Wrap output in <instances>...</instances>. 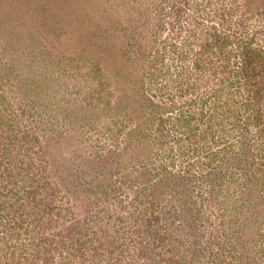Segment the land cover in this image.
<instances>
[{"label": "rangeland", "instance_id": "rangeland-1", "mask_svg": "<svg viewBox=\"0 0 264 264\" xmlns=\"http://www.w3.org/2000/svg\"><path fill=\"white\" fill-rule=\"evenodd\" d=\"M21 1L0 0V264H264V88L251 103L233 84L218 106L202 82L223 63L197 73L191 63L211 24L264 52V10L238 26L219 23L229 0ZM207 1L199 35L174 24ZM34 2L62 6L39 25ZM148 34L165 54L143 77L157 115L110 55L118 42L147 53ZM191 84L204 103L188 106ZM181 112L191 135L159 131ZM248 149V169L236 167ZM206 172L221 180L207 185Z\"/></svg>", "mask_w": 264, "mask_h": 264}, {"label": "trees", "instance_id": "trees-1", "mask_svg": "<svg viewBox=\"0 0 264 264\" xmlns=\"http://www.w3.org/2000/svg\"><path fill=\"white\" fill-rule=\"evenodd\" d=\"M175 1H174V4L176 5ZM229 1L233 3L235 7L233 9L224 7L225 10L222 13V18L225 20H220L219 21L220 25L224 24V22H229L227 21V16H228L231 19L230 22L234 20H238V26H239L240 19H245L253 15L258 16L264 10V0H229ZM36 3L37 2H34L35 7L37 6L36 7L38 10L37 12L39 13V17H38V20H40L39 25L40 24L43 25L47 23L49 19L52 20L53 18H55L57 14V9L61 10V6H62V4L61 5L55 4L54 8L50 9L49 3L48 4H42L40 2H39L40 4L39 3L36 4ZM159 3L161 4V2ZM207 3L208 1L205 4L203 2L204 7H202L201 9L200 8L195 9L197 14L191 15L193 16V18L187 15L183 11V9L178 10L177 12H175V15H174V24L177 23V19L182 20L185 26L190 25L192 22H194V24L192 25L193 27L191 28V30H188V32L191 33L190 34L191 37L199 35V33L201 32L198 31V27H197L198 23H196L195 19H200V15L202 16L203 14H205L204 11H205V7ZM20 4L22 5V1L16 0V6ZM185 4H187V2L184 0L183 5ZM195 6L198 7V4L195 3ZM234 12L238 13L239 17L232 19L231 15ZM160 14H161V10H160ZM145 19L146 21H149V17H145ZM160 21L161 19L158 16V22L153 26L154 28H157L156 30H158L159 27H161ZM216 26H219V24H211L206 32L205 37L201 35V38L203 37V39L200 40V45L198 47V50L195 52L193 61H191L192 70L194 71V73H197L207 68V66L209 65L208 64L209 60L211 59L221 60L224 66H222L221 64H218L217 68H214L212 70L213 75L211 77H212V80H214V82L209 80L208 82L205 83V79L202 82L203 85H206V86H208L209 84L211 85L208 98H210L212 102L214 101H216V103L218 102L217 105L219 106L220 105L219 101L222 99L221 92L222 93L225 91L227 92L228 89L233 88L232 86L233 84H236L238 89L241 92H243V94H244V91L245 93L247 92L246 93L247 95L245 98L246 99L250 98L251 103H252L254 100H257L258 96L259 97L261 96L263 88H264L263 48L255 45L256 37L254 36H249L247 34V36L243 38L231 37L228 34H226V32L220 31L219 29H217ZM148 35H149L148 38L150 39L138 45L139 49H140V46H142V49H143L144 47L150 45L149 49L147 50V53H141V52H137V49H131L133 47H137L136 44L135 46H133L126 42H122L121 45L119 42L116 43L117 47L114 46L116 50H111V53L109 52L111 55V58L113 59L115 63V66L117 67L116 73L118 74V76H119L120 70L125 74L124 75L125 78H127L128 76L130 77V79H132L134 76L135 77L137 76L136 79L133 81V84L138 80V88L140 90L142 89V94L145 96L147 95V92L145 89L146 79L145 78L143 79L144 75L145 76L152 75L153 69L156 68V62L160 61V59L164 60L165 58V54H163V51H159V53L161 52L162 54L161 53L159 54L157 51L156 53L155 51H153V48L151 46L156 44L155 39L153 38L151 34H148ZM170 47H171L170 48L171 53L174 54L178 52L176 45H171ZM170 49L168 48L167 50H170ZM211 50L213 51V53L211 54L212 57L208 55V52ZM180 53H184V52L181 51ZM232 53H235L234 56H236V58L238 59V62H237L238 66L236 67L235 70L233 69L229 70L228 61L230 60V55H232ZM206 57H208L207 62H205ZM177 59L181 62H184L185 60V58L182 56ZM176 70H177L176 73H179L181 69L176 68ZM225 71L232 72L233 74L236 75V78L228 77V76L221 78V79L217 78L219 76L217 72H225ZM215 78L218 80H216ZM123 85H125L124 81H123ZM187 86L185 89L182 88L181 91H182V94L190 95L189 98L186 99L188 106H191L194 103L197 104L201 102L202 100H203L202 103H204L208 99V98L204 99L203 96L198 97L197 96L198 94H196L193 90L194 89L193 84L190 85L191 87H187ZM163 88L164 87L162 86V89ZM134 89L136 88L134 87ZM193 94H195V96H193ZM143 95L142 97L144 98ZM200 95H204V94H200ZM146 100L149 102L148 103L149 105H152V104L155 105L156 115L158 112L165 111L164 108H162L159 105H156V102L152 98L147 97ZM226 110L228 111V109ZM199 115L201 116L202 112H200ZM193 119L194 118H192V116L188 115L187 113H183V112H181V114H178L177 117L175 118H171V116H168L165 120H163V118H159L161 122L159 131L161 130L162 132H164V130L166 129L165 125L166 123H168L170 124L169 129L171 131V134L173 133L175 135L176 134L181 135L182 133L186 136H189L193 132V124H192ZM248 150L249 151L243 152L241 154L242 157L240 156V158H238V160L235 162L234 165L236 167H238V164L240 162L242 163V168H244L245 170L248 169L247 165L245 164L250 162L249 158L252 157V154L249 153L250 149ZM229 159H234V158H232L231 156L229 158L227 157V160ZM261 159H264V155L261 157ZM213 173L214 172H206V174H204L202 177L203 179H205V181L207 182V185L209 186L210 184L216 185V182L221 180V177H219V173H215L214 174L215 176L212 175ZM188 177H189L188 172L183 173V175H178V174L170 175V178L176 181H185L187 180ZM262 179L264 180V175H262ZM215 189L216 187L212 186L207 191L208 193H212V190H213L215 194Z\"/></svg>", "mask_w": 264, "mask_h": 264}]
</instances>
